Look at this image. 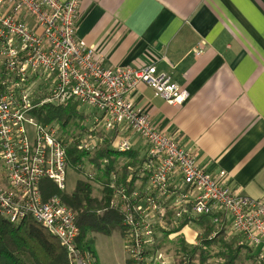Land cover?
Here are the masks:
<instances>
[{
  "label": "built area",
  "instance_id": "obj_1",
  "mask_svg": "<svg viewBox=\"0 0 264 264\" xmlns=\"http://www.w3.org/2000/svg\"><path fill=\"white\" fill-rule=\"evenodd\" d=\"M82 0H0V217L12 224L31 218L55 236L70 264H91L78 246L75 211L60 197L42 194V180L65 190L66 147L95 151L107 138L115 153L131 152L140 139L143 153L120 159L109 173V205L121 215L122 239L130 264H188L184 253L156 248L171 230L198 224L238 236L264 261V195L241 194L225 185L224 171L213 176L196 153L157 128L150 115L128 97L138 83L166 102L179 105L188 93L155 65L104 66L95 48L75 35ZM204 51V42L193 48ZM76 101L97 112L85 136L64 133L57 123L41 124L32 110ZM107 160L105 159L103 163ZM81 177L94 179L92 162L78 163ZM199 234L191 246L201 245ZM196 264V263H194Z\"/></svg>",
  "mask_w": 264,
  "mask_h": 264
},
{
  "label": "crops",
  "instance_id": "obj_2",
  "mask_svg": "<svg viewBox=\"0 0 264 264\" xmlns=\"http://www.w3.org/2000/svg\"><path fill=\"white\" fill-rule=\"evenodd\" d=\"M75 35L104 66L153 64L169 75L188 93L185 102L170 104L138 83L128 96L133 105L195 152L206 172L224 171L226 186L264 195V0H82ZM131 138L142 154V141ZM196 234L202 239L203 229L191 224L166 240L191 246Z\"/></svg>",
  "mask_w": 264,
  "mask_h": 264
},
{
  "label": "trees",
  "instance_id": "obj_3",
  "mask_svg": "<svg viewBox=\"0 0 264 264\" xmlns=\"http://www.w3.org/2000/svg\"><path fill=\"white\" fill-rule=\"evenodd\" d=\"M76 101L65 106L43 105L32 110V115L41 124L57 123L68 134V127L85 116L80 112ZM108 139V138H107ZM105 140L95 151L86 152L69 143L66 147L67 170L75 172L80 178L76 181L73 192L58 190L48 179L42 180V194L57 195L61 201L76 213V225L80 229L78 246L93 255L91 264H100L94 248L95 234L112 235L118 232L122 236L121 215L109 205L111 192L108 188L109 173L120 160L135 159L134 151L115 153ZM129 158V159H128ZM107 160L103 163L104 160ZM92 162L97 170L94 179L81 177L78 163ZM98 184V195L92 192ZM198 224L203 229L201 245L189 246L183 240L175 242L176 253H184L188 264H245L247 259L256 264L255 257L244 254L245 246L238 245V236L226 237L220 227L217 235L207 238L212 227L209 218L203 216ZM92 234V236H91ZM165 240L167 237L164 238ZM161 242L156 248H161ZM248 250V249H246ZM165 252H169L166 250ZM126 264H130L126 259ZM0 264H70L64 248L55 236L31 218L12 224L0 217ZM260 264H264V261Z\"/></svg>",
  "mask_w": 264,
  "mask_h": 264
},
{
  "label": "rangeland",
  "instance_id": "obj_4",
  "mask_svg": "<svg viewBox=\"0 0 264 264\" xmlns=\"http://www.w3.org/2000/svg\"><path fill=\"white\" fill-rule=\"evenodd\" d=\"M80 112L85 116L84 118L76 120V122L68 127V135L73 136H85L88 133V130L93 127V117L97 116V112L86 105H79ZM87 118V119H86ZM80 178L75 172L67 170L66 182H65V191L73 192L76 186V181ZM98 184L95 183L93 195H98ZM92 236V234H91ZM229 236H231L229 234ZM95 242L94 248L98 255L100 264H124L126 259V254L124 252V244L121 235L118 232H113L112 235H94ZM162 250H169V255L175 253V248L177 247L174 242H169L163 240L161 242ZM171 244L172 246H169ZM175 247V248H174ZM248 250L244 249V254ZM198 264V263H196ZM245 264H252L251 259H247Z\"/></svg>",
  "mask_w": 264,
  "mask_h": 264
}]
</instances>
